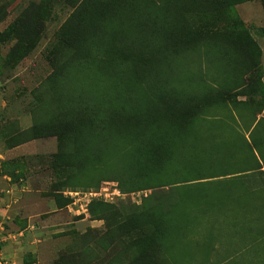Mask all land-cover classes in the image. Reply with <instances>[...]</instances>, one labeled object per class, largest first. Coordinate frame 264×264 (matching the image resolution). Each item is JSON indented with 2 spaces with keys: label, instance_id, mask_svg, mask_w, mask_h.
I'll list each match as a JSON object with an SVG mask.
<instances>
[{
  "label": "rangeland",
  "instance_id": "obj_1",
  "mask_svg": "<svg viewBox=\"0 0 264 264\" xmlns=\"http://www.w3.org/2000/svg\"><path fill=\"white\" fill-rule=\"evenodd\" d=\"M101 77L118 104L73 107ZM263 109L264 0H0V264H264V189L230 178ZM93 117L142 133L123 174L76 155ZM102 186L125 197L70 212L65 192Z\"/></svg>",
  "mask_w": 264,
  "mask_h": 264
},
{
  "label": "trees",
  "instance_id": "obj_2",
  "mask_svg": "<svg viewBox=\"0 0 264 264\" xmlns=\"http://www.w3.org/2000/svg\"><path fill=\"white\" fill-rule=\"evenodd\" d=\"M37 30H38L39 34H42L44 32L42 22H41L40 26L37 25ZM38 33H36V34H38ZM133 37L134 36L130 37L131 40H133ZM60 39L61 38H59V40ZM113 72L115 75H117V72L115 69H113ZM74 77L75 76H73V80H74ZM89 79H87V82H86L89 84L88 88H84V87L79 88L78 87L77 89H75L76 84L73 82V99H72L73 107H78L82 103H85V102L87 103V105H89L95 101L106 102V101H108V99H110L109 98L110 96L106 93V90L108 88L111 89L113 87V83H114L113 79H110L108 77L107 78L101 77V79H99V80H95V79L89 80ZM109 101H111V103H113V104H118L117 100L110 99ZM132 103L134 105H136L137 108L139 109V106H140L139 96L137 98H135ZM159 104H164V101L160 100ZM143 105L145 106V111H146L145 116H147L149 112H153L156 110V107L151 105L150 99L145 100V103ZM181 110L182 109H178L176 111L177 115H180L182 113ZM156 113H158V110L153 112L152 115H156ZM73 114H74V112H73ZM195 116H196V114H194L193 119H195ZM97 118L98 117L91 118L90 129L88 131H84L82 133V135L80 136V137L84 138L85 144H83V146H81L80 145L81 142L78 139H76L75 145L77 146V148H76L75 153L77 156H81L82 158H86L89 156L92 149L96 150V148L98 147L100 150L103 151V155L101 157L102 161H104L105 163H109L111 165H114V166L116 165V163H120V165H123L121 168H119L117 171L114 172V173H116V172L120 173V175H121V174H123V171H126V169H127L126 165L132 163L134 161V159L136 158V156L134 155L135 146L138 145V140H139V138L142 137V133L140 134L139 130H136L133 138L128 139V140L112 139L111 140L112 145H110L111 142H110V140H108V137H106V135L102 134V132L99 129H96V127L99 125ZM152 124L153 123H151V125ZM193 130H195L194 125L191 126V128L188 129V131H184V132H182L183 131L182 129H180V130L179 129H173L172 133H170V135L178 134V137H175V139L173 140V143L175 145H178V146L187 145V134L196 132V130L195 131H193ZM181 133H183V135ZM133 149H134V151H133ZM132 151H133V153H132ZM170 151H172L174 153L168 154L165 162L169 165H174L175 163H177V160H178L177 152L174 150H170ZM165 152H164V154H165ZM107 166H108V164H107ZM80 169L83 170L84 166L82 165L80 167ZM145 174L147 176H150V175H153V172L152 171H146ZM218 177L219 176H217L215 178L213 177V178L217 179ZM220 177H222V176H220ZM103 203L104 202L101 203V202H97V201H93L92 203H90L88 205V216H91L92 214H94L96 212H100V210H102L105 207V205ZM68 204H69V202L67 201V205Z\"/></svg>",
  "mask_w": 264,
  "mask_h": 264
},
{
  "label": "crops",
  "instance_id": "obj_3",
  "mask_svg": "<svg viewBox=\"0 0 264 264\" xmlns=\"http://www.w3.org/2000/svg\"><path fill=\"white\" fill-rule=\"evenodd\" d=\"M251 124L252 126L244 132L243 136L246 143L252 148L253 156L250 158L252 165L233 172L230 178L246 177L247 187L257 190L254 188H259L260 184L264 189V111Z\"/></svg>",
  "mask_w": 264,
  "mask_h": 264
},
{
  "label": "built area",
  "instance_id": "obj_4",
  "mask_svg": "<svg viewBox=\"0 0 264 264\" xmlns=\"http://www.w3.org/2000/svg\"><path fill=\"white\" fill-rule=\"evenodd\" d=\"M106 186H102L98 189L88 191H67L64 193V197L69 200V209L72 213L74 209V215L87 216L88 205L93 201L110 203L116 199L124 198L125 194L120 192L117 187H110V191ZM109 191V192H108ZM79 207V209H78ZM82 209V211L80 210Z\"/></svg>",
  "mask_w": 264,
  "mask_h": 264
}]
</instances>
